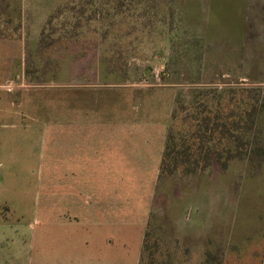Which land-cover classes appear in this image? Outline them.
<instances>
[{"label":"rangeland","instance_id":"1","mask_svg":"<svg viewBox=\"0 0 264 264\" xmlns=\"http://www.w3.org/2000/svg\"><path fill=\"white\" fill-rule=\"evenodd\" d=\"M211 4L0 0V264H264V0H216L213 23ZM88 118L97 160L115 131L134 182L162 126L202 149L203 178L166 153L148 225L104 244L42 231Z\"/></svg>","mask_w":264,"mask_h":264},{"label":"crops","instance_id":"2","mask_svg":"<svg viewBox=\"0 0 264 264\" xmlns=\"http://www.w3.org/2000/svg\"><path fill=\"white\" fill-rule=\"evenodd\" d=\"M1 25L5 27V24ZM90 123L88 118L83 125L79 124L80 127L73 126L72 148L59 147L62 154L60 160L63 162L60 165L62 171L57 179L55 178L57 204L42 207V212L46 214V227L42 231L47 233L52 230L50 227L61 230L67 227L72 230L68 236L73 238L74 235L78 236V230L83 227L85 238L94 236L93 242L104 244V240L113 239L109 235L110 230L112 236L124 239L130 225H137L139 228L145 223L148 225L147 219L152 209L150 206L162 179V163L166 160L170 133L168 126L165 125V128L162 126L153 145H150L152 137L149 139L143 135L141 144L144 148L140 154L143 160H135L134 163L140 171L135 181L136 185L129 175L126 147L123 143L113 142L114 136L111 133H116L115 131L111 130L106 137L108 141L104 160H97L96 130L94 128L91 132ZM115 139H118V136H115ZM197 153L201 155L202 149ZM197 153L185 147L179 150L178 146L173 147L172 143L167 160L175 163L176 160H192L194 157L196 167L188 177L201 180L204 162L201 157L196 156ZM215 154L216 160H219L218 149L215 150ZM220 159L223 160V153ZM130 197H140L142 208H134L136 204L129 199ZM130 208L132 211H140L134 213L141 214L142 218L130 220ZM75 222L82 224L76 225ZM42 236L44 237L43 233Z\"/></svg>","mask_w":264,"mask_h":264},{"label":"trees","instance_id":"3","mask_svg":"<svg viewBox=\"0 0 264 264\" xmlns=\"http://www.w3.org/2000/svg\"><path fill=\"white\" fill-rule=\"evenodd\" d=\"M216 6H217V4H216V0H212V4H211V7H212V23H213V21H215L216 20V18H217V12H216ZM169 133H170V130H169ZM171 139H170V135H169V139H168V148H167V151H166V153H168L169 152V149L171 148ZM164 161L165 160H163V163H162V174L164 173ZM196 161V160H195ZM195 165H196V163H195ZM195 170V169H194ZM191 171V170H190ZM194 172V171H193ZM184 173H188V172H184Z\"/></svg>","mask_w":264,"mask_h":264}]
</instances>
